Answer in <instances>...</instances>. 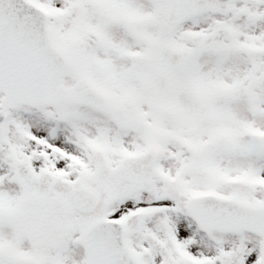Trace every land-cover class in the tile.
<instances>
[{
    "label": "snow or ice",
    "instance_id": "snow-or-ice-1",
    "mask_svg": "<svg viewBox=\"0 0 264 264\" xmlns=\"http://www.w3.org/2000/svg\"><path fill=\"white\" fill-rule=\"evenodd\" d=\"M0 264H264V0H0Z\"/></svg>",
    "mask_w": 264,
    "mask_h": 264
}]
</instances>
